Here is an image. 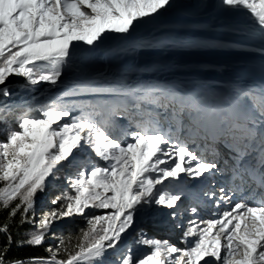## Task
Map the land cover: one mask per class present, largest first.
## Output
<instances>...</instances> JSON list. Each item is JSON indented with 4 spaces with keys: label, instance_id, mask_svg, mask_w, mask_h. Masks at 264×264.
<instances>
[{
    "label": "snow or ice",
    "instance_id": "obj_1",
    "mask_svg": "<svg viewBox=\"0 0 264 264\" xmlns=\"http://www.w3.org/2000/svg\"><path fill=\"white\" fill-rule=\"evenodd\" d=\"M171 4L0 0V264H264V0H218L245 14L235 42L205 39L199 25L134 35ZM221 48L257 54L260 77L177 75L223 72L174 59ZM10 77L24 78L19 91ZM62 177L55 207L38 213L37 194ZM185 196L202 198L181 207ZM160 207L182 246L135 227ZM76 218L78 232L53 231Z\"/></svg>",
    "mask_w": 264,
    "mask_h": 264
},
{
    "label": "bare ground",
    "instance_id": "obj_2",
    "mask_svg": "<svg viewBox=\"0 0 264 264\" xmlns=\"http://www.w3.org/2000/svg\"><path fill=\"white\" fill-rule=\"evenodd\" d=\"M246 22L245 14L230 12L221 8L218 0H176L171 7L162 10L154 19H150L147 23L138 27L134 35H148L149 32L153 31L159 34L164 31H170L179 25H199L198 32L205 39L235 42L238 40V37L233 34L231 29ZM107 43L114 44L118 43V41L111 40ZM174 59L189 65L209 64L224 67L223 72L210 71L204 74L196 72L177 74L181 76L196 77L205 75L209 80L218 82L231 80L242 72L250 74L255 79L260 77L259 64L261 57L254 53L237 51L232 48L209 49L194 53L177 54ZM200 151L201 148L197 147V153ZM205 158L212 159L210 154L206 155ZM225 178L226 176H217L215 177V181L219 184ZM247 197L248 195H243L238 196L237 199H245ZM179 203L181 207H186L190 201L186 199ZM248 203L252 204L253 201L248 199ZM205 216L202 215L203 218L207 219V215ZM149 228L151 227L149 226ZM155 230L157 232L158 228L156 229V227L152 226V231ZM160 235L163 236L165 233L162 232Z\"/></svg>",
    "mask_w": 264,
    "mask_h": 264
},
{
    "label": "rangeland",
    "instance_id": "obj_3",
    "mask_svg": "<svg viewBox=\"0 0 264 264\" xmlns=\"http://www.w3.org/2000/svg\"><path fill=\"white\" fill-rule=\"evenodd\" d=\"M176 0H172V4L175 2ZM171 4V5H172ZM192 18V17H191ZM8 84H10L11 85V87L13 88V89H15V90H17V91H19V85L20 84H22V83H24V78H22V77H10L9 78V81L7 82ZM46 86V85H45ZM31 95H37V94H31ZM31 95L30 94H27V93H24L23 94V99L24 100H31ZM42 100H43V97H41L40 98V100H37L36 101V103H40V102H42ZM14 102L15 103H21V96H16V97H14ZM31 106V105H30ZM117 122L118 123H125V121H123V120H121L120 118H117ZM117 134H119V133H117ZM189 149L190 150H193V151H196L197 152V146L195 145V144H193V143H191V142H189ZM74 152H75V150H74ZM81 158L83 159L84 157L83 156H81ZM95 158V157H94ZM183 176V175H182ZM63 178V177H62ZM56 183V185H57V187H59V185H58V182L56 181L55 182ZM67 185H66V182H65V180L63 179V185H62V187H63V190L65 189V187H66ZM40 199L39 198H36V201H39ZM45 204H46V209L45 210H48V209H51V208H53V207H55L54 205H51L50 203H49V198H47L46 200H45ZM170 210H168V209H165V208H163V207H160L159 208V210H156V209H153L151 212H149L146 216H145V218L144 219H142V220H139L138 221V223L135 225V227H138V228H143V229H145V231L147 232V234H148V236H154V237H156V238H158V239H160V240H164V239H168V240H170V242H172V243H174V244H177V246H182V245H180V243H179V240H180V237H181V235H182V229H176L175 228V232L173 233V234H171V235H169V233L167 232V228L165 227V229H162V228H158V231L156 232V230L155 231H152V226H155L156 225V223H159L160 222V219H161V221H162V219H164L165 218V220H166V214H168V212H169ZM89 214L91 215L92 213H91V211H89ZM97 214H99V213H97ZM159 214V215H158ZM158 218H160V219H158ZM188 219H189V216H188V214H185L184 216H183V223L185 224V225H187V221H188ZM59 224H61V225H69V223H68V221H67V219L66 220H64V221H60V222H57L56 224H55V226H58ZM79 224H82V225H85V221L83 220V219H81V218H76V220H75V223H73V224H71L70 226L73 228V229H75V228H77L78 227V225ZM149 226L151 227V228H149ZM174 227V226H173ZM157 229V228H156ZM131 231V230H130ZM162 232H164L165 233V235H160V233L162 234ZM130 239H131V237L129 236L126 240H125V243H128L129 241H130ZM55 241V240H54ZM149 251V249L147 248V247H143L142 246V248H141V250H140V252H139V255L140 256H143L146 252H148ZM110 259H114V258H112V257H109ZM201 264H203V262H201Z\"/></svg>",
    "mask_w": 264,
    "mask_h": 264
},
{
    "label": "trees",
    "instance_id": "obj_4",
    "mask_svg": "<svg viewBox=\"0 0 264 264\" xmlns=\"http://www.w3.org/2000/svg\"><path fill=\"white\" fill-rule=\"evenodd\" d=\"M0 127H3V126L0 125ZM57 182H58L59 187H56L55 189L49 187L44 192L37 194L36 198L40 199L39 201H37V204H36L38 213L46 209L45 200L47 198L50 199L51 197L59 194V192L63 191V187H62L63 178H61ZM6 215H7L6 211L3 213H0V221H2ZM84 226L85 225L79 224L77 228L73 229L70 225L65 226V225L59 224L58 226L54 225L53 231L57 232V234L67 235V230L69 227H71L74 232H78L79 229L83 228ZM27 227H28V225H25V228H27ZM23 230L24 229H21L20 231L23 232ZM13 235H14V238H16V239L20 238L19 235H17L15 228H13ZM47 243L55 244V243H57V241L49 240ZM40 255H46L43 248L36 249V250L29 249V248H25V249L13 248L12 252L10 253V256H15V257H20V258L29 257V256H40Z\"/></svg>",
    "mask_w": 264,
    "mask_h": 264
}]
</instances>
